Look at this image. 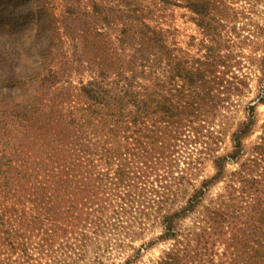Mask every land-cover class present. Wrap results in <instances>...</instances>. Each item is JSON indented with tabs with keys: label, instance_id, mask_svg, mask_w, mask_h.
Returning <instances> with one entry per match:
<instances>
[{
	"label": "trees",
	"instance_id": "16d2710c",
	"mask_svg": "<svg viewBox=\"0 0 264 264\" xmlns=\"http://www.w3.org/2000/svg\"><path fill=\"white\" fill-rule=\"evenodd\" d=\"M80 1L0 0V264H138L160 246L154 264H264V42L225 146L254 80L226 1ZM176 9L201 35L188 48Z\"/></svg>",
	"mask_w": 264,
	"mask_h": 264
},
{
	"label": "rangeland",
	"instance_id": "374dc122",
	"mask_svg": "<svg viewBox=\"0 0 264 264\" xmlns=\"http://www.w3.org/2000/svg\"><path fill=\"white\" fill-rule=\"evenodd\" d=\"M226 1V4L230 8L229 12V18H228V28L227 30L231 33H233L235 39V47L233 50L235 51V54L238 56V58L242 62V70L244 73L251 74V78L254 79L251 84V93L244 97L241 102L240 106L234 111L233 114V125L229 124L230 129L228 128V136L226 137V145H229L230 137L229 134L231 132V128H235L237 126L236 122L244 118V108L247 105V103L254 101L256 98L257 93V81L255 74L259 75V72L255 71V68L253 66L252 60L255 57H259L260 51H258V46H260L264 42V0H223ZM73 1H66V0H50L49 3H51V6L55 9L56 16L65 15L66 10L68 7H65V4L73 3ZM113 2V1H112ZM109 3L107 5L109 9V16L111 17V26L105 27L106 31L110 32V35L112 37V40L115 39L116 34L118 33L119 28L117 26H114V23H120V17L121 14L117 12V10L113 7V3ZM81 4H88L87 0H81ZM82 8H86V6H83ZM86 22L91 26V21L89 18L85 17ZM167 28L171 27L173 30L176 31V38L179 44L183 48H188V44L191 42V37H197L201 38L200 32L196 28V26L193 24V21H191V15L189 12L181 9L171 10L167 13ZM59 25V23H58ZM103 24H101L102 26ZM236 27V30L233 31V27ZM82 27H84V24H82ZM81 28V27H78ZM237 35V37H236ZM232 36V35H230ZM66 47L69 50L70 55L73 54V45L71 41H68L66 43ZM192 49V48H190ZM196 50H192L191 52L194 53ZM22 62L24 63V60L22 58ZM77 64V62H75ZM74 72L73 76V83L75 86H78L80 81L87 83L91 79V72L90 69H88V66L85 65H79L78 68L79 71ZM253 75V76H252ZM14 97V100L19 102L22 100L27 99V92L24 89H17L15 92H12V95ZM5 97L1 96L0 101H2ZM6 101H9L10 98L6 97ZM258 120L260 126L264 124V105L259 106L258 108ZM261 133L258 132L256 135L252 138L249 143H252L256 141V139L259 137ZM224 146V147H225ZM233 169V167H232ZM222 186L217 188L214 191V195H217L219 192H221ZM166 249L165 246H160L157 249H154L143 257L142 261L138 264H154L159 260L160 256L162 255V252ZM222 252V250H220ZM117 262H123L118 260Z\"/></svg>",
	"mask_w": 264,
	"mask_h": 264
}]
</instances>
